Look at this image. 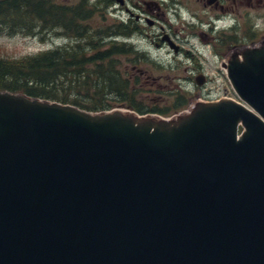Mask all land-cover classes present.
<instances>
[{"label": "water", "instance_id": "water-1", "mask_svg": "<svg viewBox=\"0 0 264 264\" xmlns=\"http://www.w3.org/2000/svg\"><path fill=\"white\" fill-rule=\"evenodd\" d=\"M240 55L239 100L170 118L0 90V264H264V48Z\"/></svg>", "mask_w": 264, "mask_h": 264}, {"label": "trees", "instance_id": "trees-1", "mask_svg": "<svg viewBox=\"0 0 264 264\" xmlns=\"http://www.w3.org/2000/svg\"><path fill=\"white\" fill-rule=\"evenodd\" d=\"M0 0V35L40 37L64 44L20 59L0 57V90L71 104L90 112L127 108L141 115L170 116L187 109L189 94L178 90L171 107L138 101L140 78L121 69V58L138 67L148 53L130 43L138 24L108 23L115 0ZM112 17V16H111ZM107 21L104 26L98 20Z\"/></svg>", "mask_w": 264, "mask_h": 264}, {"label": "rangeland", "instance_id": "rangeland-1", "mask_svg": "<svg viewBox=\"0 0 264 264\" xmlns=\"http://www.w3.org/2000/svg\"><path fill=\"white\" fill-rule=\"evenodd\" d=\"M157 1L161 2L160 0H124L123 6L117 5L109 10V24L118 17L124 21L134 19L139 22L141 32L134 35L130 43L148 53L151 59V63L141 62L136 65L138 67H134L135 65L129 63L127 59L121 58L122 71L131 75L132 80L136 77L141 80L139 87L143 91L138 101L149 107L153 105L162 108L171 107L176 103V96L171 94L180 90L189 94L188 107L181 111L188 112L199 102H216L227 98L239 100L227 78L226 69L221 68V58L216 56L218 52H225V48L218 42L213 43L215 41L203 47V41L198 35H194L196 30L191 23L193 14L198 12L202 18H205L202 3L199 4L197 0H179L181 18L163 7V10L157 13L161 15L160 18L164 13L165 17L162 18L167 22L162 23L157 19L159 25L149 26L144 20V17L149 15L146 11V3L152 4ZM164 1L168 2L164 3L167 6L170 5V0ZM69 2L73 1L69 0ZM152 8L156 9L153 5ZM106 24L107 21L98 20V25ZM207 30L205 29V32L209 34ZM215 35L217 34L212 36L215 37ZM63 44L64 41L56 37L42 43L40 37L0 35V57L20 59ZM236 53H238L237 50L233 49L227 56V61ZM199 76L205 78L203 86H198L196 83V78ZM156 115L165 117L160 114ZM176 115L178 113L169 117Z\"/></svg>", "mask_w": 264, "mask_h": 264}, {"label": "flooded vegetation", "instance_id": "flooded-vegetation-1", "mask_svg": "<svg viewBox=\"0 0 264 264\" xmlns=\"http://www.w3.org/2000/svg\"><path fill=\"white\" fill-rule=\"evenodd\" d=\"M160 1L152 4L146 3V11L149 15L145 16L144 20L149 26L159 25L157 19L162 23L167 22L163 19L164 13H162L163 18H160L161 15L157 13L162 11L163 7L173 11L178 18L182 16L179 10L181 5L179 0H170L169 6L164 4L168 2ZM197 2L202 3L205 18H202L198 12L193 14L191 23L196 30L194 35H198L203 41V47L215 41L213 43L218 42L225 48V52L216 54L221 58V68L228 62L227 56L233 49H236L238 52L236 54L240 55L249 48H264V0H197ZM152 5L156 9H153ZM129 21L139 25V22L134 19ZM205 29H208L209 34L205 32ZM214 34L217 35L214 37L212 36Z\"/></svg>", "mask_w": 264, "mask_h": 264}]
</instances>
